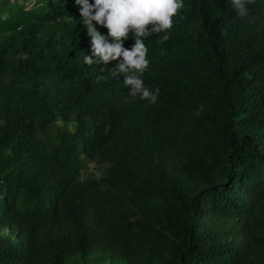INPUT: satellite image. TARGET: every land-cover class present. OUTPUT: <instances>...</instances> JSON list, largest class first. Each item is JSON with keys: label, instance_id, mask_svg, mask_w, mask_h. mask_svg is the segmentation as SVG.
I'll use <instances>...</instances> for the list:
<instances>
[{"label": "trees", "instance_id": "1", "mask_svg": "<svg viewBox=\"0 0 264 264\" xmlns=\"http://www.w3.org/2000/svg\"><path fill=\"white\" fill-rule=\"evenodd\" d=\"M6 226L0 264H264V0L0 12Z\"/></svg>", "mask_w": 264, "mask_h": 264}, {"label": "rangeland", "instance_id": "2", "mask_svg": "<svg viewBox=\"0 0 264 264\" xmlns=\"http://www.w3.org/2000/svg\"><path fill=\"white\" fill-rule=\"evenodd\" d=\"M16 1H19V0H0V12L4 13L7 10V8H9V6L14 4V2ZM38 1L44 2L45 0H38ZM99 28H100V21L98 22L89 21L83 24V29L85 30L86 33L96 32L99 30ZM56 125L57 126H70L72 129H74L73 122L66 123L65 121L58 120ZM52 131L53 133L56 132V126H54ZM103 168H104V165L102 163L96 162V161H89L86 163L85 169L83 170V172H84V175L97 176V175L102 174ZM0 232L9 233L11 232V229L9 226H6V227L1 228ZM103 264H111V263H103Z\"/></svg>", "mask_w": 264, "mask_h": 264}, {"label": "built area", "instance_id": "3", "mask_svg": "<svg viewBox=\"0 0 264 264\" xmlns=\"http://www.w3.org/2000/svg\"><path fill=\"white\" fill-rule=\"evenodd\" d=\"M25 1H33V0H25Z\"/></svg>", "mask_w": 264, "mask_h": 264}]
</instances>
